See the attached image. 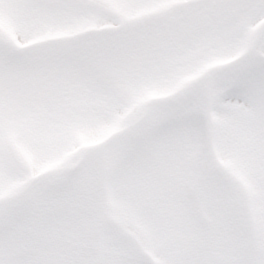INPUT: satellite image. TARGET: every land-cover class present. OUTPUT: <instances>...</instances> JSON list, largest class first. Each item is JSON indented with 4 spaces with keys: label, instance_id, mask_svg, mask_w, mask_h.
Listing matches in <instances>:
<instances>
[{
    "label": "snow or ice",
    "instance_id": "obj_1",
    "mask_svg": "<svg viewBox=\"0 0 264 264\" xmlns=\"http://www.w3.org/2000/svg\"><path fill=\"white\" fill-rule=\"evenodd\" d=\"M0 264H264V0H0Z\"/></svg>",
    "mask_w": 264,
    "mask_h": 264
}]
</instances>
